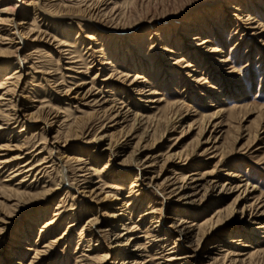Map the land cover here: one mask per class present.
Masks as SVG:
<instances>
[{
	"label": "rangeland",
	"instance_id": "obj_1",
	"mask_svg": "<svg viewBox=\"0 0 264 264\" xmlns=\"http://www.w3.org/2000/svg\"><path fill=\"white\" fill-rule=\"evenodd\" d=\"M79 1L42 0L43 10L49 14L45 20L43 16L32 19L31 4L23 7L29 10L23 19V29H27L28 23L32 22L40 31L37 39L31 40L37 32H30L26 39L29 46L25 52H33L32 61L37 66L36 70L53 74L51 67H57L58 64L53 62L57 57L56 41L51 39L55 35L57 39L69 43L75 50L73 55L84 63L101 57L95 51L102 44L108 57L117 58L116 71L126 75L119 78V74L114 73L106 80L113 87L110 90L113 95H107L108 92H102L104 88L100 86L104 85L101 82L105 75L112 71H97L100 63L87 75L71 73L79 82L82 77L90 81L88 77L99 72L97 80L92 82L90 95L72 98L73 94L67 96L60 92L63 82L57 80L56 84L49 75H44L48 78L45 80L42 72H32L28 68L32 62L25 64L22 69L29 75L24 85L23 100L26 112L35 122L30 129L19 122L9 126L2 124L0 158L21 156L14 160L20 162L56 155L63 159L69 181L76 176L78 159L98 169L105 164L107 167L100 175L79 183L78 191L60 180L61 171L57 166L48 169L44 177L27 187L32 193L40 191L42 186L49 188L50 193L46 195L32 194L14 200L16 197L9 192L0 191L4 197L12 199L7 201L0 197V264H75L74 257L85 247L81 240L76 248V242L78 232L86 221L103 219L108 223L106 225H117L115 231L109 233L111 237H114V232H120L118 229L122 222L128 226L135 221L151 224L150 229H157L152 233L164 235L166 231L171 233L173 230L177 208L183 209L182 216L193 229L187 237L176 240L174 254L180 256L176 260L180 264H264V252L251 259L231 262L233 258L242 259L241 253L257 248H252L256 244L254 241L264 240L260 237L263 233L256 230L257 225L251 224L248 218L255 209L259 213L264 212V0ZM105 1L109 9L114 8L111 14L89 15L88 5L100 6ZM3 6L0 4V41L6 44H0V63L4 60L1 57L8 52V41H16L17 37L7 35L12 30L6 15L9 16L7 19L11 15L3 11ZM229 6H238L240 10L234 11ZM233 12L240 13L236 16L232 15ZM226 19L229 20L227 23ZM189 26L202 29L199 37L207 40V46L192 49L185 46L192 42L188 40L191 37L189 34H194L188 32ZM84 36L93 37L90 40L95 44H89ZM131 44L134 45L132 49L135 48L133 51L128 48ZM210 50L217 51L209 54L211 64H206V60L201 62L204 56L208 57ZM220 57L226 61H217ZM143 62L155 64V67L144 73L140 69L134 71L132 65ZM210 66L217 76L216 80L233 83L235 90L231 93L235 91L236 94L230 95L224 102L213 98L217 97L216 91L207 87V82L213 80L211 72L207 71ZM160 69L162 71L159 72ZM200 72L203 73L201 77ZM54 76L60 80L59 72L55 71ZM171 76L174 80L170 79ZM64 78L70 80L67 76ZM133 78H136V84L130 86ZM197 78L204 79L196 81ZM143 83L146 84L145 94H137V84ZM89 86L86 84L82 92ZM130 87L135 90H130ZM56 88L60 90L54 92ZM151 91H154L153 94L148 95ZM209 95L213 96L211 101L207 98ZM102 97L107 102L102 106L98 105L102 101L98 102L94 106L97 111L92 112V107H88L91 105L89 100H100ZM114 97L117 98L115 106L112 102ZM31 99L36 100L30 102ZM118 100L124 101L123 104L117 103ZM152 100L157 102H150ZM238 103L242 106H237ZM40 104L52 105L60 111L52 132H47L44 126L46 112L31 108ZM134 113L149 118H143L136 124L132 119ZM101 125L102 130L99 129ZM57 128L60 147L58 152L54 150L51 153L52 136H55ZM17 135H21L18 140ZM41 141H46V144H41ZM43 145L47 148L37 156L36 152ZM140 160L142 163L139 166L143 168L144 175L138 176V186L132 188L133 176L138 172L136 163ZM5 169L0 174V181L8 173ZM179 174L187 176L185 187L171 194L169 192L181 184ZM20 178H13L11 185ZM31 180L28 179L25 185ZM196 183L198 185L194 188ZM139 190L141 194L137 196ZM124 203H130L128 207L131 208L136 205L130 219L124 212ZM55 212H60L61 217L45 229L48 231L53 226L55 230L48 235H45L46 231L39 232L40 225ZM120 212L123 213L121 218L117 215ZM69 224L72 225L68 227ZM241 226L250 231L252 238L244 239L243 246L229 240ZM26 229L31 235L28 240L23 239ZM65 229L68 240H57L51 247L42 246L48 240L63 237ZM137 234L144 235L143 232ZM176 237L173 236L169 242L172 244ZM124 238L123 242L126 241ZM22 240H27V243ZM148 240L139 239L140 243L144 242V251L137 252L143 258L129 255L125 264H131L134 258L141 261L140 264H148L151 258L152 264H168L167 256L155 258L160 254H155V247L151 248L154 242ZM262 244L260 247L264 248ZM27 246L39 252L37 257L34 251L24 248ZM126 247L132 249L134 246L129 244ZM14 252L16 254L12 255ZM108 252L111 264L120 259L116 252ZM225 252L230 254L223 262L221 255ZM10 256L15 258L10 259ZM213 257L217 260L211 263Z\"/></svg>",
	"mask_w": 264,
	"mask_h": 264
},
{
	"label": "bare ground",
	"instance_id": "obj_2",
	"mask_svg": "<svg viewBox=\"0 0 264 264\" xmlns=\"http://www.w3.org/2000/svg\"><path fill=\"white\" fill-rule=\"evenodd\" d=\"M81 1H83V0H80L79 2H81ZM113 3H115V2H113ZM0 4L4 5L2 8L3 11L8 12L11 15L10 19H7L9 16L6 15V21H8L10 23V25H11L10 29L12 30L7 35H17L16 41H8V42H10V44L6 47V50L8 52L5 53L4 57H1L4 60L1 61V63H0V129L2 128L1 127L2 124H6L7 126H9L11 124L15 125L18 122L21 123L22 126H26L27 129H30V126L33 127L35 120L30 118V113L26 112L27 107L24 105V100H23L25 98V96H24L25 94L23 91L25 89L24 85L26 84L25 82L27 81L26 79H27L29 73L25 72L22 68L23 67L25 68V64L32 62L31 65L28 66V68H30L32 70V72H42V71L36 70L37 66L32 61L33 52H31V51L25 52L29 46V41L28 42L26 41L27 35L30 32L31 33L37 32L36 35L34 36V38L31 39V40H35L38 38V35H39L38 33L40 31L38 29L39 27L35 26L32 22L28 23V25H27L28 28L26 27L27 29H23V24H24L23 19H25V17L29 13V10H27L23 7L25 5L31 4V6L33 7L32 8L33 10H31V12H33L32 13L33 14L32 19H34V17L43 16V17H45L44 18V20H45L47 18V15H49V14H47V12H45L46 10L45 11L43 10L42 0H0ZM109 8H110L109 4H107L105 1L104 3H100V6H99V4L88 5L87 9L89 11V15L90 14L94 15L96 13L99 15V13H100L102 16H104V15H107L108 13H110L114 9V8L113 9H109ZM228 8H233L234 11L240 10L238 6H232V7L229 6ZM7 9H10V11H6ZM238 14H237V12H233L232 15L237 16ZM50 15H52L53 17L57 16V15H53V14H50ZM113 15H114V13L111 16H113ZM17 19H19L18 22H17ZM40 20H41V18H40ZM227 21H229V20L226 19L225 23H227ZM235 21L237 22L238 19ZM200 27H201V25H200ZM200 27L199 26H191V27L189 26L188 32H194V34L193 33L189 34L191 37L188 38V40L192 41V42H188V44H186L185 46H187L190 49L195 48V46H199V47L207 46V44H205L207 42V40H204V39H202V37H199V34L202 30ZM102 35H104V34H101V36ZM84 37L87 40H89L88 41L89 44H95V42L93 40H90L93 37H91V36H84ZM51 39L53 41H56L54 43L55 44L54 48H56L57 57H56V59H53L52 55H50V54H49V57H50V59L54 60L53 62L55 64H58L57 67H55V68L51 67V68H52V70H54V72L55 71L59 72L60 80L58 79V77L54 76V72H53V74H49L50 72L45 71V70L42 72L43 73L42 77H46L44 75H49L52 78V80L54 82H56V84H57V80L59 81V83L63 82L64 86H62V90L56 88V89H54L55 90L54 92H58V90H60L61 93L63 92V94L67 95V96H69V94H73L72 98H78L77 97L78 95L81 96V98L82 97L84 98V96H86V95L87 96L90 95L91 89L93 88V85H94L92 82L94 80H97V75L99 72L92 75L91 77H88V78H90V81H86L85 80L86 78L82 77V78L78 79L79 82L75 81L76 77L71 73L87 75L86 73L89 72L91 70V68L95 69L97 67L96 66L97 63L98 64L100 63L101 66L98 67L97 71H101L104 69L112 71L110 74L108 73L107 75H105V78L102 79L101 83L104 84V85L100 86V87L104 88L102 90V92H106V93L108 92L107 95H109V94L113 95V93L110 91L113 87L109 82H106V80H108V78H110L112 76V74H114V73H118L119 75L118 74L117 75L119 76V78H121V76L124 74L126 75V73H120L121 71H116L117 67H115V62L117 61V58L111 59V57H108L102 49L103 48L102 44L100 45L99 48H96L97 50L95 51L96 53H100L101 57H97V58L92 57L93 59H91V61L84 63V61H81L80 58L77 59V57H78L77 55L76 56L73 55L75 50H73L69 46V43L62 41L61 39H57L55 37V35L52 36ZM11 40H13V39L11 38ZM87 40H84V42L85 41L87 42ZM2 42L3 41H0V44H6V43H2ZM89 44H88V46H89ZM182 44H183V42H182ZM8 47H11V49H8ZM133 47H134V45H132V44L128 46V48H130V49H132ZM134 49H132L131 51H133ZM207 49H208V47H207ZM116 50H117V48H116ZM127 51H130V50L127 49ZM190 51H192V50H190ZM211 51L217 52L216 50L208 51L209 52V53H207L208 57L207 56H204L203 58L201 57L202 58L201 62L203 60H206L209 62V63L206 62V64H211L209 61V60H212L209 56ZM182 53H183V51H182ZM139 56H143V55L140 54ZM217 61L225 62L226 60H224L222 57H220V59H218ZM79 64H81V65H79ZM206 64L204 66H206ZM105 65H106V67L104 68ZM154 65L155 64H152V63L151 64H145L143 62V63H134L132 66L134 68V71L140 69L142 71V73H144V72H147V69L151 70V68L155 67ZM200 66H201V64H200ZM81 67H83V69ZM207 68H209V69H207V71L211 72L210 75L213 79L212 81L207 82L208 83L207 87L211 88L212 90L216 91V93H217V97H215V96L213 97L212 95L207 96L208 100H210L213 97V98H216L218 102H224L225 99L229 98L230 95L236 94L235 91H234V93H231V92H233V90H235L232 88L233 83H230L228 80H225V81L222 79L216 80L217 76H215L214 72L212 71L213 67L210 66ZM80 69H82V70H80ZM161 69L159 70V72L162 71ZM62 70H65L66 72H62ZM210 72H208V73H210ZM66 73L68 75H64ZM202 74L203 73L200 74V77ZM64 76L69 77L70 80L67 81L64 78ZM135 77H137V74H135ZM44 79L48 80L47 77ZM170 79L174 80V77L171 76ZM200 79H204V78H200ZM200 79L197 78L196 81H198ZM135 80H136V78H133L129 82V85L131 86V85L136 84ZM64 81L68 82V83L66 84V83H64ZM71 81H73V82H71ZM204 82H206V81H204ZM86 84H89L90 86L87 88L86 91L82 92V89H83V87L86 86ZM145 85H144V83L142 85L137 84V86H136L137 92L136 93L141 94V95L145 94V90H144ZM130 90L134 91L135 89L130 87ZM153 92L154 91H151L150 93H148V95L153 94ZM227 95H228V97H227ZM141 97H144V96H141ZM102 99H103V97L100 100H94V99L89 100L88 104H91V105H88V107H90V108L92 107L91 108V109H93L92 112L97 111V109L94 106L98 102L102 101L98 105H101V104H104L105 102H107L106 100H102ZM113 99L114 100H112V102H113V105L115 106L116 105L115 99H117V98L114 97ZM35 100L36 99H31L30 102H34ZM123 102L124 101H122V100L117 101V103H121V105L123 104ZM150 102H157V101L152 100ZM101 106L99 108H101ZM237 106H242V104L240 103ZM34 107L36 109H41L42 112H46V116H44V117H46L45 121H48V122L44 121V123H45L44 126H45L47 132H52L53 131V125L57 121V119L59 118L58 112H60V111L58 110V108H55L54 106L49 105V104H44V105L40 104V106H38V107L33 106L31 108H34ZM117 113L119 114L120 112H117ZM115 115L116 114H114L113 116H115ZM143 118H149V117L136 115L135 113L132 116L133 123L136 121L135 122L136 124L140 123V121ZM103 125L100 126V128H99L100 130H102ZM20 130H22V129H20ZM21 135H17L16 139L18 140L19 136H21ZM96 137H97V135H95L94 139H96ZM52 138H53V142L51 144L53 147H50L51 153H53L52 151H54V150L56 152H58L59 147H60V145L58 144V140L60 139L59 128H57L56 134H55V136H52ZM42 143L46 144V141H41V144ZM99 143H100V141H98V144ZM46 148H47L46 145H43L36 152V155L37 154L40 155L42 153L41 151L45 150ZM112 152H115V150ZM19 158H21V156L11 157L8 159L7 158H0V174L2 173V171L6 167H7V169H5V170H8V173L5 175V178L1 180L2 182L0 181L1 182L0 183V191L9 192L11 196L16 197V199H14V200H17V198H23L26 196H30L32 194H41V195L44 194V195H46L47 193H50V191H49L50 189L49 188L45 189L44 186L41 187L40 191L38 190V192H35V193H32V192H30V190H27V187L28 186L31 187V185L34 181H38L40 178L44 177L46 172L48 171V169L53 168L54 166H57L58 168H60V170H59V171H61L60 180L64 183H67L69 188H73L74 190L76 189V191H78L77 185H79V183L81 184V183L87 182V178L92 177V176H97L99 173L101 174V172L103 173L104 169L107 167L105 164V165H103V167L98 169V168H96L97 166H95L93 164H89V162H87L85 160L78 159L79 162L76 165V170H77L76 176L72 179L73 181H69L68 176L66 175V171H67L66 165L64 164L63 159L61 157H58L56 155H54L53 157L52 156L47 157L44 155V156L40 157L37 161H33V159H25L24 161L14 162V160H17ZM93 161L96 162L95 159H93ZM140 162H141V160L136 163L137 164L136 169L138 170V172H136L133 176L134 179H133V183L131 184L132 188L135 186H138V184L136 183L139 180L138 176L141 174L144 175L143 168H141L139 166ZM149 165H147V166H149ZM19 176L21 178L18 179V181H16L15 183H13L11 185V180L13 178H16ZM30 178H32L31 183L25 185V182L28 181V179H30ZM178 178H179L178 180L181 181L180 186L176 187V189H172L169 193L173 194L174 192H177L178 190L180 191L181 188L185 187L184 183L186 182L187 176L184 174H179ZM194 180H197V178L191 179V182H194ZM4 182H6V183H4ZM197 185L198 184L196 183L194 185V188H196ZM148 186H150V184L146 185V187H148ZM140 194H141L140 190L136 192L137 196H140ZM164 195L165 194H162V196H164ZM0 197L4 198L7 201L12 200V199H10L11 197H4L3 194H1V192H0ZM129 204L130 203H124V205H125L124 212L126 211V213L129 215L128 219H130V215H132V211H134L135 210L134 207H136V205H133L132 208L128 207ZM152 209L153 208H151V210ZM152 212H154V211H152ZM183 214H184L183 209L177 208V212L174 216L175 221H174V225H173V230L171 233L166 231V233L164 235H161V233H156V234L152 233V232H155L154 230H157V229H154V230L150 229L151 224L146 225L143 221H141V222L135 221V222H130V225H128V226L125 225V222H122L120 224V226H121L120 229H118V231L120 230V232H116V233L114 232V237H111L109 233L115 231L114 229H115V226H117V225H114V224L113 225H106L108 223H106L103 219L102 220L86 221L81 226V228L78 232V240L76 242V248H77L78 244H81L80 243L81 240L83 241V243H85V247L82 249L83 252H81L78 256L74 257V261L76 262L75 264H111V262H109V259L111 256L108 252L110 250L116 252V255L120 257V259L117 260L118 259L117 258L113 262V264H125L124 261L129 255L137 256L138 258L141 259L143 257L137 251H139V250L144 251V244L143 243L146 242V240H144L143 243L139 242V239H141L142 237H143V239H146V238L149 239L148 240L149 242L150 241L154 242V243H151V244H153V246L151 248L155 247V249H154L155 254L156 253H158V255L160 254L159 256H157L155 258H162L163 259L165 256H167L168 258H166V261H168V264H180V262L176 261L180 256H176L174 254V252L176 251V246H177L176 240H179L178 237H187L188 235H190L193 232V229H191V227H190L191 225L188 226L186 224L187 220L182 216ZM117 215H118V217L121 218L123 213L120 212ZM60 217H61L60 212L59 213L58 212L53 213V216L48 221L43 222L44 224L42 223V225H40L42 228H44V230H41L42 228H40L39 232H41V231L45 232L46 231L45 229H48L47 226L49 224H52V223L54 224V222H57V220ZM142 218H144V217H142ZM248 218H249V222L251 224L257 225L256 230H258L260 233H263L260 237H264V212L259 213L255 209L254 211H251L249 213ZM150 222L152 223L153 221H150ZM71 225L72 224H69L68 227ZM156 226H158V225H156ZM50 229H51V231H50ZM53 230H55V229H53V226H52L51 228H49L48 231H46L45 235L46 234L48 235L49 232L52 233ZM123 230H127V231L124 232ZM24 232H26V233H24L23 239H27V240L30 239L31 238L30 231H28L26 229V231H24ZM86 232L88 234L85 235ZM129 232H134V233L130 234L131 236H129V237H125V235L127 236V234ZM139 232H143V234L145 236L137 234ZM148 233H151L152 235H150V237H147L146 235ZM22 234H23V232H22ZM22 234L20 236H23ZM66 234L67 233H66V229H65V231L63 232V237L58 236V237H56V239L48 240L46 242V244H43L42 246L43 247H51L55 241L60 240V239H62L63 241H66V240H68V236L66 237ZM134 234H136V235H134ZM17 236H19V235H17ZM37 236H39V234H37ZM173 236H177V237L174 239L175 241H173L171 244V242H169V241L171 240V238ZM123 238L126 240L125 242L122 241ZM16 239H18V237L15 238V241L17 242ZM244 239L252 240L250 231L247 230L246 227L241 226L240 228L235 230V233L232 235V238H230L229 240L232 243H236L240 246H243L245 244V243H242V242H244ZM27 240H22V241H23V243H27ZM101 240H102V242H101ZM104 242H106V243H104ZM254 242H256V244L252 248H255V247H257V248L253 249L250 252L241 253V254H243L242 259L233 258L231 260V262L235 263L236 260L242 261L243 259L244 260L245 259H251L255 255H258V254L264 252V248L260 247L261 244L264 242V240H262V241L258 240V241H254ZM35 244H36V242H35ZM129 244H132V246H134V247L132 249H130L129 247H126V246H129ZM24 248L27 250L34 251L35 257H37L36 254H39V252L36 251V249H33L30 246H27ZM159 249H161L160 250L161 252L159 251ZM162 252H164L163 253L164 255L162 254L163 256H161ZM14 254H16V252H14L12 255H14ZM169 254H173V255L169 256ZM228 254H230V253L225 252L221 255L223 262H224L225 258L228 256ZM11 258H15V256H10V259ZM151 260H152V258H151ZM151 260L149 259L148 264H152ZM216 260H217V258H215V257L211 258V263H214ZM140 263H141V261L137 260V258L136 259L134 258L131 264H140ZM222 264H225V263H222Z\"/></svg>",
	"mask_w": 264,
	"mask_h": 264
},
{
	"label": "snow or ice",
	"instance_id": "obj_3",
	"mask_svg": "<svg viewBox=\"0 0 264 264\" xmlns=\"http://www.w3.org/2000/svg\"><path fill=\"white\" fill-rule=\"evenodd\" d=\"M6 11H10V9H7Z\"/></svg>",
	"mask_w": 264,
	"mask_h": 264
}]
</instances>
